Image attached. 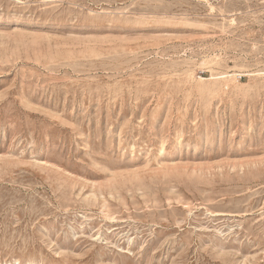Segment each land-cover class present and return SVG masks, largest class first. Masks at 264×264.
Here are the masks:
<instances>
[{"label":"rangeland","instance_id":"obj_1","mask_svg":"<svg viewBox=\"0 0 264 264\" xmlns=\"http://www.w3.org/2000/svg\"><path fill=\"white\" fill-rule=\"evenodd\" d=\"M0 264H264V0H0Z\"/></svg>","mask_w":264,"mask_h":264}]
</instances>
